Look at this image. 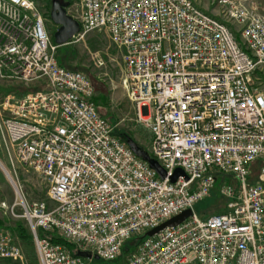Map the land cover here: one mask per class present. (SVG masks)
<instances>
[{"label": "built area", "instance_id": "obj_1", "mask_svg": "<svg viewBox=\"0 0 264 264\" xmlns=\"http://www.w3.org/2000/svg\"><path fill=\"white\" fill-rule=\"evenodd\" d=\"M70 7L74 39L105 31L120 53L122 87L166 178L98 114L90 79L60 65L35 4L0 0V90H10L0 93V147L47 197L29 202L16 187L2 208L25 222L39 264H90L77 252L114 261L135 237L122 264H264V1L210 0L211 14L193 0ZM177 169L187 180L170 181ZM219 179L225 210L201 219L193 209ZM185 210L180 225L144 237ZM0 259L25 264L3 228Z\"/></svg>", "mask_w": 264, "mask_h": 264}, {"label": "rangeland", "instance_id": "obj_2", "mask_svg": "<svg viewBox=\"0 0 264 264\" xmlns=\"http://www.w3.org/2000/svg\"><path fill=\"white\" fill-rule=\"evenodd\" d=\"M30 1L39 9L44 18L46 31L53 37L57 31V26L49 17L51 0ZM76 1L66 0L65 3L70 7ZM196 3L198 8L211 14L210 0H197ZM73 10L70 7L69 13L72 14ZM59 56L62 65L66 68L80 71L90 79L94 87L95 98L100 101L97 112L114 127L116 135L120 138L130 137L147 151L150 144V134L144 126L135 122L133 107L121 84L120 53L112 45L107 33L105 31H93L87 33L82 39L76 38L59 49ZM96 57L103 60V67L95 65ZM4 90L10 91L9 89H2L0 93H5ZM16 91H21V88H17ZM3 168L9 174L10 180L5 175ZM226 183L233 188L239 187L235 181L228 178ZM221 185V179H219L211 190L210 196L195 205L193 211L199 218L205 219L223 213L225 200L219 192ZM16 187L20 188L29 202L47 201L46 190L39 176L17 164L12 167L6 153L0 147V228L9 231L14 242L22 251L25 264H39L35 246L25 222L20 218L13 217L8 210L5 211L2 208V204H5L9 209L14 204ZM49 205L51 206V203ZM14 214H19L18 208L14 209ZM19 229H22L23 235L19 234ZM0 264L19 263L0 259ZM90 264H122V258L119 257L114 261L91 259Z\"/></svg>", "mask_w": 264, "mask_h": 264}, {"label": "water", "instance_id": "obj_3", "mask_svg": "<svg viewBox=\"0 0 264 264\" xmlns=\"http://www.w3.org/2000/svg\"><path fill=\"white\" fill-rule=\"evenodd\" d=\"M68 4L63 2L62 0H51L50 20L57 26V31L53 34V41L56 45L62 47L69 43V41L75 37L79 33V24L77 21L73 20L66 14V8ZM124 141L131 152L139 159L145 161L149 167L156 172L160 179L166 178L165 171L159 166V164L150 156L148 153L140 147L136 141L131 139L130 137H124ZM179 177H183L187 180V177L184 173L177 169L174 171L173 175L170 177V181L174 183ZM192 215L190 210H185L181 212L179 215L171 218L170 220L162 223L158 227L148 231L145 233L144 237H152L158 232L166 229L173 228L180 225L186 219H188ZM76 256L84 259H94L98 260L97 256H92L90 252H77Z\"/></svg>", "mask_w": 264, "mask_h": 264}, {"label": "trees", "instance_id": "obj_4", "mask_svg": "<svg viewBox=\"0 0 264 264\" xmlns=\"http://www.w3.org/2000/svg\"><path fill=\"white\" fill-rule=\"evenodd\" d=\"M51 39H52V41H53V37H51ZM60 48H61V47H60ZM58 59H59V63H60V65H61L62 67H64V68H66L64 65H62V63H61V61H60V56L58 57ZM21 91H25V89H24V90L21 89ZM31 91H33V90H31ZM4 92H7V91L4 90ZM93 102H94V104H95V106H96V109L99 108V104H98V102H100L99 99L94 97V98H93ZM100 116H101V115H100ZM125 137H126V136H125ZM121 139L124 140V138H121ZM19 230H20V231H19V234H20V235H23V231H22V229H19ZM42 236H43V235H42ZM141 240H142V237H135V238H132V239L128 240V241L124 244L123 249H122V253H121V256H120V258H122V263H123V261H124L125 256H127V254H128L130 251H132L133 248H134V247H135V246H136ZM53 242H55V243H60V244L65 245V246L67 247V249L70 250V252H72V253H74V251H75V248H74L72 245H70V244L64 242V241L61 240V239L54 238V239H53Z\"/></svg>", "mask_w": 264, "mask_h": 264}, {"label": "bare ground", "instance_id": "obj_5", "mask_svg": "<svg viewBox=\"0 0 264 264\" xmlns=\"http://www.w3.org/2000/svg\"><path fill=\"white\" fill-rule=\"evenodd\" d=\"M79 28H80V27H79ZM79 33H80V29H79ZM79 33H78V34H79ZM78 34H77V35H78ZM77 35H76V36H77ZM74 38H75V37H73L70 41L74 40ZM70 41H69V42H70ZM1 167H2V166H1ZM3 169H4V168H3ZM4 171H5V169H4ZM5 175H6L7 178L10 180L9 174H8L6 171H5Z\"/></svg>", "mask_w": 264, "mask_h": 264}, {"label": "crops", "instance_id": "obj_6", "mask_svg": "<svg viewBox=\"0 0 264 264\" xmlns=\"http://www.w3.org/2000/svg\"><path fill=\"white\" fill-rule=\"evenodd\" d=\"M195 3L197 2V0H193ZM197 4V3H196ZM68 63H71V62H68ZM71 70V69H70ZM35 88L37 89V88H39V89H41V88H43V85H40V86H35Z\"/></svg>", "mask_w": 264, "mask_h": 264}, {"label": "flooded vegetation", "instance_id": "obj_7", "mask_svg": "<svg viewBox=\"0 0 264 264\" xmlns=\"http://www.w3.org/2000/svg\"><path fill=\"white\" fill-rule=\"evenodd\" d=\"M63 2H65L66 0H62Z\"/></svg>", "mask_w": 264, "mask_h": 264}]
</instances>
